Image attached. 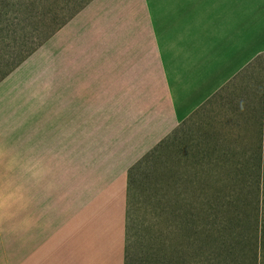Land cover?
I'll return each instance as SVG.
<instances>
[{
	"label": "crops",
	"instance_id": "crops-1",
	"mask_svg": "<svg viewBox=\"0 0 264 264\" xmlns=\"http://www.w3.org/2000/svg\"><path fill=\"white\" fill-rule=\"evenodd\" d=\"M116 1L73 17L101 4L70 36L88 56L0 130V264H125L128 170L264 54V10L243 0H133L96 21Z\"/></svg>",
	"mask_w": 264,
	"mask_h": 264
},
{
	"label": "rangeland",
	"instance_id": "rangeland-1",
	"mask_svg": "<svg viewBox=\"0 0 264 264\" xmlns=\"http://www.w3.org/2000/svg\"><path fill=\"white\" fill-rule=\"evenodd\" d=\"M80 2L82 0H0V75L14 63L15 56H18L16 48L22 42L23 36L28 45L33 44L36 38L47 33L56 24L51 23L54 15L59 20L73 11ZM95 4L84 9L83 18L80 16L73 19L75 14L68 22L69 24L72 21L73 25L66 27L63 34L49 37L45 49L46 42L39 49L37 47L26 65L16 73L17 77H13L10 83L0 88V130L5 132L10 128L6 125L11 124L13 120L22 119L23 114L26 117L28 96L34 93L35 89L43 87L49 76L69 74L73 67L78 68L84 62V58L88 56L85 54L90 52L92 46L90 47L88 40L81 36L72 40L70 36L77 24L81 25L97 15L101 4ZM132 6L133 0H117L111 7V14L103 13L104 17L96 21H113L111 16L117 20L121 14L119 12ZM243 8L245 13H248V9L253 11L255 8L261 13L264 10V0H243ZM262 41L264 39L260 40V46L264 44ZM245 71L247 74L238 75L205 101L152 152L155 156L150 158L153 160H150L152 165L149 168H152L148 170L151 172L149 183L147 181L144 184L141 178V171L146 169L147 162L142 165V170L134 175L128 206L127 264H146L150 258V252L147 250L150 231L154 238L159 232L157 228L165 234L166 216L161 214L157 226L150 208L156 206L159 213L162 205L165 207L168 204L170 197L167 190L170 185L175 186V178L171 177L174 173L189 170V173L200 176L194 184L195 188L214 186L255 188L254 190L259 188V192L264 191V54ZM205 152L212 160L210 163L200 159ZM255 156H260L259 163H254ZM249 159L251 160L247 163ZM243 172H252L254 175L243 177ZM208 175H213V178L210 180ZM181 187L182 184L177 186L180 190ZM238 195L233 197L232 201H236ZM262 197L264 198V195ZM240 202L246 205L256 204V199L244 198ZM262 224V221L258 220L257 235L249 232V239L257 247L248 250L244 264H264V233L260 232ZM177 236L176 243H179L180 235ZM155 240L153 239L154 249L158 242ZM196 259L197 257L195 260L193 258V262Z\"/></svg>",
	"mask_w": 264,
	"mask_h": 264
},
{
	"label": "trees",
	"instance_id": "trees-1",
	"mask_svg": "<svg viewBox=\"0 0 264 264\" xmlns=\"http://www.w3.org/2000/svg\"><path fill=\"white\" fill-rule=\"evenodd\" d=\"M90 1L91 0H82L73 11L59 20H57V16L54 15L51 23L56 22V24L50 30L48 29L49 31L47 33L36 38L34 40L35 43L33 42V44L28 45L25 42V36H23L22 42H20L19 46L16 48V54L18 53V56L16 54V56L14 55L16 59L13 56L15 59L14 63L4 74H1V77L27 58L37 47L41 46ZM176 129L172 132H175ZM169 135L142 156L127 172L125 264H127L126 236L130 185L132 179L139 170H142V165L147 162L145 165L146 169L141 171V178L144 184H146L147 181L149 183V175L151 172L148 170L152 168H149V166L152 165L150 160H153L150 158H154L155 156V153L152 152L156 151V148L164 143ZM200 159L205 161V163H210V161H212L206 152ZM251 159L253 160V157ZM251 159H249L247 163H249ZM259 159L260 156H255L254 163L255 161L259 163ZM241 174L243 177L247 178H249L248 176L253 177L254 175L252 172H243ZM196 175L195 173H189V170L183 173H174L171 177L175 178L173 180L175 186L170 185L167 190V195L170 197L168 204H166L165 207L162 205V210H160L159 213L157 212L156 206H154L153 209L150 208L151 214L156 219L157 226L161 214L166 216L164 226L165 234L162 233L163 230L161 231L160 228L156 227L159 232L157 231L158 233L154 238L152 231H150L151 233L148 235L149 242L147 243V250L150 252V258L147 260L146 264H193L195 262H197V264H244L248 250L257 247L251 242V239H249V237H251L249 236V232L257 235L256 226H258V220H260V222L262 221L263 223L260 232L264 233V198L262 197L264 191L260 190L259 192V188L254 190L255 188L236 189L234 187L218 188L214 186L195 188L194 184L200 178V176ZM208 177H210L211 180L213 175H208ZM214 179L216 180L217 177ZM181 184L182 187L180 190L177 186ZM241 192L243 194H240ZM237 195L238 198L236 201H232L233 197L235 198ZM244 198L247 200L256 199V204H249L251 203L249 201L248 205L243 202L241 203L240 200ZM259 198L261 199L260 202ZM252 210H254L253 213ZM162 234L164 238H162ZM178 234L180 235V241L176 243ZM153 239H157L158 241L155 249L153 247L155 245ZM196 257V261L193 262V258L195 260Z\"/></svg>",
	"mask_w": 264,
	"mask_h": 264
}]
</instances>
